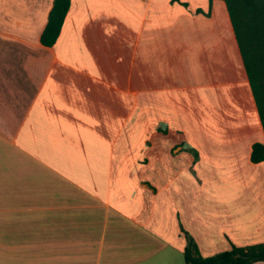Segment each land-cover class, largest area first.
Instances as JSON below:
<instances>
[{"label": "crops", "instance_id": "0c3cea01", "mask_svg": "<svg viewBox=\"0 0 264 264\" xmlns=\"http://www.w3.org/2000/svg\"><path fill=\"white\" fill-rule=\"evenodd\" d=\"M131 1L71 0L47 46L54 0H0V264H185L191 240L203 256L264 242L248 81L232 95L251 114L220 122L182 66L218 53L209 85L235 77L221 26L214 45L183 38L218 9L229 35L225 2Z\"/></svg>", "mask_w": 264, "mask_h": 264}, {"label": "trees", "instance_id": "16d2710c", "mask_svg": "<svg viewBox=\"0 0 264 264\" xmlns=\"http://www.w3.org/2000/svg\"><path fill=\"white\" fill-rule=\"evenodd\" d=\"M213 0H210L212 2ZM264 134V0H223ZM71 0H54L41 42L53 46L60 36ZM251 159L264 161V141L253 144ZM264 260V242L203 256L191 240L185 264H252Z\"/></svg>", "mask_w": 264, "mask_h": 264}, {"label": "rangeland", "instance_id": "374dc122", "mask_svg": "<svg viewBox=\"0 0 264 264\" xmlns=\"http://www.w3.org/2000/svg\"><path fill=\"white\" fill-rule=\"evenodd\" d=\"M131 3H133V7H134V11H136L137 15L140 14L141 11V5L139 0H132ZM118 5V4H116ZM118 7V6H115ZM114 7V8H115ZM209 12V9L206 10ZM228 20V18H227ZM212 25L214 26V29L217 30L215 31L212 27ZM226 25V24H225ZM225 25H224V21H223V12L220 11V9H218L215 13V19L212 23H209V21H207L206 25L203 27H200L199 29L196 28V25H191V29L192 31L189 34H186L183 32V38L184 37H190L192 36L191 41L196 42L195 40H197L198 42L203 41L205 45H214L216 39H217V33L219 32L218 26H221L220 31H222V33L224 34V36H228V38H230V40L226 41L225 40V45L227 46V52H228V57L226 58L225 56H219V59L221 60V65L226 63L225 59L227 60V64H229V68L230 69H234L233 68V64H234V73L236 74L234 78L229 79L227 81H223V84L221 85H215L214 83L216 82H212V87L209 85V80L208 78L211 77L212 75V79L213 75H217V74H221L224 73V71H220L219 69H217L215 67V61L216 59L218 60V53H212L209 57H211V59H214V62H212V70L208 71V69L205 68V66L202 64V62H200L197 54H192L190 57V62H183L182 66H186L187 67V72H186V78L189 79L191 84L196 83L197 86L202 90V88H204L203 86H205V91L204 94H201L200 89L198 91V98L203 97L206 100V103H214V102H218V105L221 108L220 112H208L207 115H210V119L216 120L218 119V121L220 122H225V121H229L231 119H242L243 118V114H245V117L247 115L246 110L249 114V104H243L241 102H238L235 98H233V91L232 89L234 87H243L245 92L248 90V86H247V77L245 74V71L243 69V67L241 66V58H240V54L238 51V47L235 41V38H231L233 37L232 32V25L229 24V28L227 29V32L229 35H227L226 30H225ZM196 29V31H195ZM232 31V32H231ZM180 34V33H179ZM231 36V37H230ZM195 39V40H193ZM217 45V43L215 44ZM210 47V46H207ZM235 47L237 48V51L235 50ZM232 66V67H231ZM207 74V75H206ZM184 74L182 73V76ZM205 79V82L203 83V80ZM215 81V80H214ZM220 82V81H218ZM216 87H219V89L224 91V94H219V92L217 91L218 89ZM247 87V88H246ZM216 90V91H215ZM216 92V93H215ZM218 92V93H217ZM200 93V94H199ZM233 94V95H232ZM224 95V96H223ZM223 96V98H222ZM221 97V99H220ZM196 102L197 98H196ZM227 104V105H226ZM245 106V107H244ZM153 112H150V116H152ZM155 113V112H154ZM216 113V114H215ZM153 119H155V115L153 117ZM213 133H216L215 131ZM263 134V133H262ZM140 135H141V128L138 127V131L135 134L136 136V153L140 152L139 147H140V143L141 139H140Z\"/></svg>", "mask_w": 264, "mask_h": 264}]
</instances>
